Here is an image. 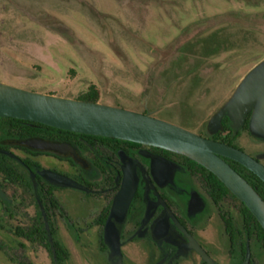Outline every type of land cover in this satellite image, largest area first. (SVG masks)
<instances>
[{"label": "flooded vegetation", "instance_id": "flooded-vegetation-1", "mask_svg": "<svg viewBox=\"0 0 264 264\" xmlns=\"http://www.w3.org/2000/svg\"><path fill=\"white\" fill-rule=\"evenodd\" d=\"M176 104L162 109L165 116L152 117L209 140L221 131L209 134V122L199 124L193 109L183 125L172 122L168 115ZM42 143L57 153L39 151ZM249 156L264 166V152ZM129 187L132 194L125 200L120 192ZM256 223L208 170L183 155L0 118L3 255L40 248L51 264H71L76 252H91L105 264H137L130 258L136 250L142 264H207L194 242L213 264H264ZM8 257L19 264L29 259Z\"/></svg>", "mask_w": 264, "mask_h": 264}, {"label": "rangeland", "instance_id": "rangeland-1", "mask_svg": "<svg viewBox=\"0 0 264 264\" xmlns=\"http://www.w3.org/2000/svg\"><path fill=\"white\" fill-rule=\"evenodd\" d=\"M255 1L0 0V83L72 100L94 86L98 103L147 111L150 116L160 115L173 102H185L188 110L196 103L195 119L206 123L243 77L264 60V30L252 49L240 52L235 64L227 67L233 52L213 59L221 63L219 73L209 70L206 79L212 80L200 83L189 97H183L185 83L155 85L156 72L163 70L156 64L155 50H169L191 39L209 19L231 12L264 13V0ZM184 113L178 108L168 117L184 124ZM207 132L211 134V127ZM239 145L249 155L264 152V143L254 138L243 137ZM22 255L29 257L25 264H51L40 248L0 253V264H19L8 256L24 261ZM72 256L71 264H105L92 259L91 252ZM130 258L137 264L145 262L136 250L130 251Z\"/></svg>", "mask_w": 264, "mask_h": 264}, {"label": "water", "instance_id": "water-1", "mask_svg": "<svg viewBox=\"0 0 264 264\" xmlns=\"http://www.w3.org/2000/svg\"><path fill=\"white\" fill-rule=\"evenodd\" d=\"M248 130L264 141V60L240 81L229 99L209 121L211 134L221 129L227 117L231 129L239 130L250 113ZM0 118L37 123L53 129L83 135L112 138L156 147L183 155L212 173L250 211L264 230V202L225 161L235 162L264 183V166L241 150L205 139L172 123L133 110L100 103L59 98L25 91L0 83ZM39 151L57 153L56 147L38 144ZM132 194L120 192L125 200ZM192 247L207 264L213 262L192 242Z\"/></svg>", "mask_w": 264, "mask_h": 264}, {"label": "trees", "instance_id": "trees-1", "mask_svg": "<svg viewBox=\"0 0 264 264\" xmlns=\"http://www.w3.org/2000/svg\"><path fill=\"white\" fill-rule=\"evenodd\" d=\"M244 1L250 2V4H257L255 0ZM200 26L202 27V31L184 43H178L173 48L165 51L155 50L158 53V63L156 64L163 69L156 72V82H166V84L172 85L185 83L186 86L183 87L185 94L183 97H189L192 92L198 90L200 83L212 80L206 79L209 70H211L210 72H214L213 75L219 73L218 69H220L221 63H214L212 62L213 59L218 58L222 54L233 52L234 54L230 56L231 60L228 61V67L235 64V59H239L240 52L253 48L256 39L263 32L262 29L264 30V13L251 15L231 12L209 19L201 23ZM78 100L98 103V93L95 87L90 86L87 92L78 98ZM193 107L190 106L189 108L193 109ZM174 108L184 110L187 121L193 118V114L191 115V111L189 112L188 107L186 108L185 102H177ZM166 112H162L161 116H165ZM203 112L200 114H203ZM2 119L19 121L10 118ZM248 122V119H244L242 129L234 131L231 129V123L228 118L224 117L221 122V131L216 133L212 137V140L240 148L239 142L242 140L243 135H250ZM44 127L49 130H56L47 126ZM254 139L261 143L264 142L257 138ZM224 161L255 190L264 202V183L241 165L227 159H224ZM209 175L227 191V188L212 173L209 172ZM256 226L258 241L264 244V230L258 223H256Z\"/></svg>", "mask_w": 264, "mask_h": 264}, {"label": "bare ground", "instance_id": "bare-ground-1", "mask_svg": "<svg viewBox=\"0 0 264 264\" xmlns=\"http://www.w3.org/2000/svg\"><path fill=\"white\" fill-rule=\"evenodd\" d=\"M262 213H263V216H264V209H263V212Z\"/></svg>", "mask_w": 264, "mask_h": 264}]
</instances>
